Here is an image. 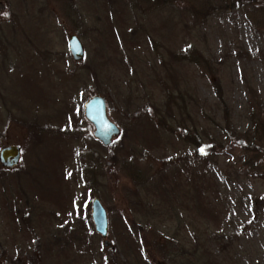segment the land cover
Segmentation results:
<instances>
[{"label":"rangeland","instance_id":"1","mask_svg":"<svg viewBox=\"0 0 264 264\" xmlns=\"http://www.w3.org/2000/svg\"><path fill=\"white\" fill-rule=\"evenodd\" d=\"M7 144L0 264H264V0H0Z\"/></svg>","mask_w":264,"mask_h":264},{"label":"water","instance_id":"2","mask_svg":"<svg viewBox=\"0 0 264 264\" xmlns=\"http://www.w3.org/2000/svg\"><path fill=\"white\" fill-rule=\"evenodd\" d=\"M67 52L73 61L82 60L84 49L78 36L69 34L66 39ZM83 118L92 127V136L103 146H107L120 133L118 126L108 117L106 99L99 94L87 97L82 103ZM20 158V147L16 144H7L0 147V166L3 168L14 167ZM90 219L93 230L102 238V244L108 245L107 216L104 207L97 198L90 202ZM155 264H165L157 261Z\"/></svg>","mask_w":264,"mask_h":264},{"label":"trees","instance_id":"3","mask_svg":"<svg viewBox=\"0 0 264 264\" xmlns=\"http://www.w3.org/2000/svg\"><path fill=\"white\" fill-rule=\"evenodd\" d=\"M196 57V56H195ZM193 62H195L196 61V59L194 60H192ZM86 66V69H88L89 71H94L93 70V68H91L90 66H88V65H85ZM213 86L215 87V90H216V92H218V96L220 97V88H219V85H218V83H217V80L215 81V82H213ZM79 111H80V109H79ZM250 114H251V112H250ZM158 123H153V124H159V122L160 121H158V120H156ZM225 122H227V117H225ZM198 140H196V143L198 144ZM108 146V145H107ZM264 202V197H261V198H257V199H254V203H256L258 206L259 205H261L262 203ZM113 250L114 249H111V252L113 253Z\"/></svg>","mask_w":264,"mask_h":264}]
</instances>
